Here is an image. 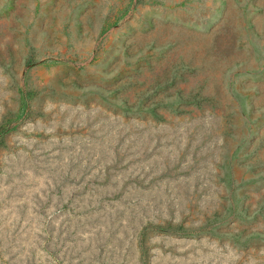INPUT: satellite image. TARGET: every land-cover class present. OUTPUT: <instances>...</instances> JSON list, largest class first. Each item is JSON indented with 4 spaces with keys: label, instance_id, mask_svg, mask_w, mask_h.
Wrapping results in <instances>:
<instances>
[{
    "label": "rangeland",
    "instance_id": "rangeland-1",
    "mask_svg": "<svg viewBox=\"0 0 264 264\" xmlns=\"http://www.w3.org/2000/svg\"><path fill=\"white\" fill-rule=\"evenodd\" d=\"M0 264H264V0H0Z\"/></svg>",
    "mask_w": 264,
    "mask_h": 264
},
{
    "label": "trees",
    "instance_id": "trees-1",
    "mask_svg": "<svg viewBox=\"0 0 264 264\" xmlns=\"http://www.w3.org/2000/svg\"><path fill=\"white\" fill-rule=\"evenodd\" d=\"M212 45H213V43H210V41H205L204 43H202L200 46H203V47H205V49H207V48H209V47H212ZM206 96H209V94H206V95H201V100H206ZM211 98L210 99H214L213 98V96H210ZM200 102V101H199ZM252 142V141H251ZM223 143H224V140H223ZM251 144H253V142L251 143ZM251 146L252 145H248L247 146V149H246V151L249 153L250 152V149H251ZM257 156H259V155H257ZM258 158H260V157H258ZM217 165H221V163L219 162V163H217ZM221 173L220 172H218L217 173V176H219ZM260 200H263V198H261Z\"/></svg>",
    "mask_w": 264,
    "mask_h": 264
}]
</instances>
